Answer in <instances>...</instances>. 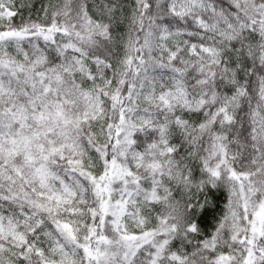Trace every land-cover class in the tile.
Masks as SVG:
<instances>
[{"label": "snow or ice", "instance_id": "6c2138e0", "mask_svg": "<svg viewBox=\"0 0 264 264\" xmlns=\"http://www.w3.org/2000/svg\"><path fill=\"white\" fill-rule=\"evenodd\" d=\"M0 264H264V0H0Z\"/></svg>", "mask_w": 264, "mask_h": 264}]
</instances>
